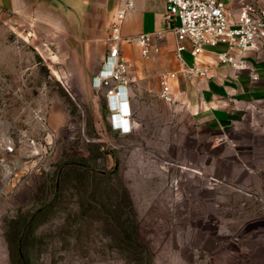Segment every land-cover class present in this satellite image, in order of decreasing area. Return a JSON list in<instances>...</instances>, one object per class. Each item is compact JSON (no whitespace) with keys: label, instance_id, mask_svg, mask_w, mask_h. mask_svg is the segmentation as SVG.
Segmentation results:
<instances>
[{"label":"rangeland","instance_id":"374dc122","mask_svg":"<svg viewBox=\"0 0 264 264\" xmlns=\"http://www.w3.org/2000/svg\"><path fill=\"white\" fill-rule=\"evenodd\" d=\"M36 17L0 8V264H264V91L226 122L204 94L130 110L122 133L129 68L95 89Z\"/></svg>","mask_w":264,"mask_h":264},{"label":"crops","instance_id":"0c3cea01","mask_svg":"<svg viewBox=\"0 0 264 264\" xmlns=\"http://www.w3.org/2000/svg\"><path fill=\"white\" fill-rule=\"evenodd\" d=\"M224 1L229 10L236 13L247 0ZM68 3L75 13L61 15L51 8L42 7L38 0H0V8L16 14L26 13L27 16L30 14L33 18L40 17L42 11H48L50 19L63 27L62 35L72 38L73 47L79 46L77 51L81 55L82 68L90 72L96 70L97 74L102 72L104 75L110 67L102 64L107 62L106 55L111 54L114 43L112 24L121 7V1L68 0ZM237 5L239 7L235 9ZM165 14V0H136L135 8L126 15L120 26V33L124 38L148 35L151 56L145 58L137 44L120 43V55L129 65L132 85L128 89L130 102L124 93L122 100L125 101V108L121 107V113L119 110L114 112L117 124L122 122V117H128L124 111L150 109L155 111L153 107L158 102L168 105L176 102H192L189 106L194 108L196 104L197 106L200 104L203 94L204 100L214 101L215 107L212 111L214 120L226 122L229 118L227 106L231 102L249 93L254 97H261L264 91V59L258 60L255 53L246 55L247 59L256 65V74H254L236 73L230 68L220 66L216 58V52L220 49L209 50L194 57L189 48L178 56L176 34L173 29L175 24H168ZM204 68H208L209 75L213 77L196 75V70ZM97 76L95 75L93 81H90L95 89L100 81V77ZM252 76L256 79L253 80ZM164 78L168 79L173 103H168L160 97L161 82ZM259 81H261L260 85L257 84ZM143 115L147 116L148 113L144 112ZM127 123L132 125L131 117Z\"/></svg>","mask_w":264,"mask_h":264},{"label":"built area","instance_id":"2783aa9c","mask_svg":"<svg viewBox=\"0 0 264 264\" xmlns=\"http://www.w3.org/2000/svg\"><path fill=\"white\" fill-rule=\"evenodd\" d=\"M121 7L117 11L112 24L113 46L105 66L109 69L100 79L97 87L109 85L111 80H119L127 72L129 65L120 55V43L137 44L142 49L145 58L151 56L150 38L148 35L138 37H122L120 26L126 15L135 8L136 0H120ZM165 20L168 24L174 23L177 47L176 53L180 56L189 48L194 57L206 51L216 52L217 62L220 66L230 68L236 73H255L256 65L251 63L246 55L255 53L257 59H264V3L247 1L240 6L236 13H232L224 0H165ZM157 51V50H156ZM112 61V63H111ZM198 76H211L209 69L195 71ZM255 80L256 77L252 76ZM160 97L173 103L168 79L161 82ZM121 90H110V98H114ZM118 100L120 106L125 108L124 93ZM127 99V96H126ZM116 111H120L119 107ZM128 117H122L117 130L129 133L131 112H125ZM115 116V115H114ZM116 119V117H115ZM128 120V121H127ZM10 141L5 140L4 146L10 149ZM33 144H31V147Z\"/></svg>","mask_w":264,"mask_h":264},{"label":"water","instance_id":"95a60500","mask_svg":"<svg viewBox=\"0 0 264 264\" xmlns=\"http://www.w3.org/2000/svg\"><path fill=\"white\" fill-rule=\"evenodd\" d=\"M42 7L51 8L61 15H68L71 12L75 13L73 7L68 3V0H38Z\"/></svg>","mask_w":264,"mask_h":264},{"label":"clouds","instance_id":"9594fccd","mask_svg":"<svg viewBox=\"0 0 264 264\" xmlns=\"http://www.w3.org/2000/svg\"><path fill=\"white\" fill-rule=\"evenodd\" d=\"M121 113V112H120Z\"/></svg>","mask_w":264,"mask_h":264}]
</instances>
